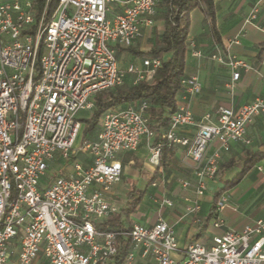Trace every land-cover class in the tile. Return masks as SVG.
<instances>
[{"label": "built area", "instance_id": "obj_1", "mask_svg": "<svg viewBox=\"0 0 264 264\" xmlns=\"http://www.w3.org/2000/svg\"><path fill=\"white\" fill-rule=\"evenodd\" d=\"M161 0H59L45 21L48 0H0V264H264V217L239 230L226 229L208 244L197 241L180 248L173 225L158 216L153 224L133 223L118 231L96 226L120 211L108 195L122 177L121 153H133L141 141L155 138L150 103L141 100L109 108L100 118L93 140L80 141V111H92L96 95L122 86L127 74L133 85L150 80L161 60L146 58L141 66L119 68L115 45L130 47L151 26ZM115 8L118 13L112 14ZM253 10L244 20L252 25ZM210 58L231 72L233 90L240 70L251 71L230 49ZM193 57H201L187 41ZM39 75L36 77V64ZM264 81V76H262ZM201 91L196 76H183L176 110L158 141L148 146V164L158 168L161 149L179 145L192 163L194 182H181L202 196L218 174L222 151L232 143L250 145L247 125L264 114L257 98L237 110L220 107L194 120L189 101ZM193 126L192 138L178 135ZM78 144V145H77ZM215 145L211 155L208 150ZM90 158L88 166L77 156ZM71 162L69 176L48 174L55 161ZM168 198L159 208L172 207ZM227 198L221 195L212 226ZM197 205L187 208L189 213ZM128 243L118 261V246Z\"/></svg>", "mask_w": 264, "mask_h": 264}, {"label": "crops", "instance_id": "obj_2", "mask_svg": "<svg viewBox=\"0 0 264 264\" xmlns=\"http://www.w3.org/2000/svg\"><path fill=\"white\" fill-rule=\"evenodd\" d=\"M213 1L220 42L214 40L210 27L199 9L192 10L189 16V33L186 45L187 41H193L195 48L201 53V57H193L186 46L184 76H196L201 83V91L189 101V107L196 121H199L206 113H211L214 116L220 107L237 110L246 104L252 103L257 98L264 100V81L262 79V76H264V50L261 48L264 45V0ZM161 2L157 6V8L160 6V9H156L152 18V25L143 26L141 38L130 46L133 50L138 52L149 51L162 35L165 8ZM253 10L256 11V18L253 20L252 25L244 26L245 18ZM118 12L119 9L115 8L112 14ZM236 36L239 39V44L233 45L230 50L239 59L249 64L252 70L248 72L240 70V77L235 82L233 90L230 91L226 87L231 79L230 70L210 57L213 54L225 53L228 41ZM126 48L115 45L117 59L118 55L122 53L129 56L125 61V67L119 65V68L125 70L129 65L141 66L142 61L146 58L137 57L125 51ZM135 77L133 74H127L125 80L129 78L131 85H133ZM91 113L92 111L90 115ZM78 120L82 125L79 138L82 141L84 123L82 122L83 119L78 118ZM246 131L251 141L250 145L245 146L235 142L231 144L228 152L222 151L218 160L219 169L216 178L207 184L204 194L198 197L195 196L191 188L186 190L180 188L170 192V188L173 189L170 185V179H168L170 170L187 167L188 172H190L188 181L193 183L195 179L193 165L186 158L183 147L175 145L170 149L171 152L166 158V167L158 171L157 168L151 167L147 161L149 156L148 146L155 143L156 137L149 141L143 139L136 152L121 153L118 158L122 164L123 173L120 181L116 184L128 189L126 194L137 187L138 184H141L144 191L141 202L134 213L130 215L131 224L122 221V229L128 228L133 223L150 225L156 221L158 216H161L168 224L173 225L178 245L183 248L193 241L208 244L213 236L222 234L226 229L239 230L253 220L264 217V159H262L244 175L235 187L222 193L227 198V205L218 214V217L223 220L224 226L221 228L212 226L214 218L211 210L214 196L223 189L226 181L231 180L241 170L247 152L251 154L264 152V114L255 117L247 125ZM97 132L98 127L88 139H95ZM194 132L195 128L193 126L183 127L178 135L184 138H192ZM215 149V145L211 146L208 155H211ZM77 159L84 166L90 164V158L85 154H79ZM55 162L59 166L57 175L69 176L72 174L71 162L61 160ZM125 164L133 166L136 174H127L124 171ZM144 168L149 171L150 178L147 185H143L141 179ZM128 180L130 183L127 182ZM148 187L151 188L150 195L147 202L143 203ZM118 196V193L111 188L108 198L111 202L117 204L121 211L126 203L123 204L124 207L122 208V204L118 203ZM162 198L170 199L173 202L172 207L159 208V201ZM194 205H197L198 209L189 213L187 208ZM119 212L113 215H117ZM108 218L101 223L107 221ZM140 264H151V262Z\"/></svg>", "mask_w": 264, "mask_h": 264}, {"label": "trees", "instance_id": "obj_3", "mask_svg": "<svg viewBox=\"0 0 264 264\" xmlns=\"http://www.w3.org/2000/svg\"><path fill=\"white\" fill-rule=\"evenodd\" d=\"M59 0H48L45 21H49L54 13ZM40 5L44 0H38ZM164 13V30L156 40L155 45L147 52H138L130 47L125 51L141 58H157L161 60L158 68L150 80H142L128 87H116L113 90L102 92L94 99L95 107L89 118L83 119V140H88L93 131L98 127L100 118L109 108L148 100L150 103L149 117L151 128L156 135L155 143L159 135L164 132L169 124V115L176 110L177 98L181 90V78L184 76L186 59V40L189 33V16L192 10L199 9L207 21L212 36L216 42H220L216 28V9L213 0H162ZM264 50V45L261 47ZM39 75V64H36V77ZM170 149L162 148L157 171L166 167V158ZM244 165L231 180L224 183L213 200L214 211L217 200L222 193L235 187L244 175L260 160L264 159V152H247ZM157 175V173H155ZM143 190L131 189L127 194L125 207L117 215L110 216L107 221L96 228L100 231L112 232L122 229V221L131 224L130 215L142 200ZM128 243L118 246L117 260L119 261L127 252Z\"/></svg>", "mask_w": 264, "mask_h": 264}, {"label": "rangeland", "instance_id": "obj_4", "mask_svg": "<svg viewBox=\"0 0 264 264\" xmlns=\"http://www.w3.org/2000/svg\"><path fill=\"white\" fill-rule=\"evenodd\" d=\"M158 8L160 9V6ZM127 58H129V56H127L124 53L118 55L119 65L121 67H125V64H126L125 61L127 60ZM130 85H131L130 79L127 78L121 87L122 88L123 87H128ZM90 112L89 111H80L77 114V117L79 119H85V118H87V117L90 116ZM79 143H81V140L79 141ZM169 167H171V166H169ZM58 168H59V166L57 165V163L56 162H52L51 165H50L48 174L51 175V176H57ZM175 169H173V171H171V170L169 171L168 170L169 171L168 179H170V185H171V187H173V189L170 188V192H173L174 190H179L181 188V182L182 181H185V180H188V178L190 177V172H188L187 167H182L180 169L179 168H175ZM124 171L127 174H132V175H135L136 174V172H134V167L133 166H130L128 164H125ZM149 178H150L149 177V171H148V169L144 168V171L141 174V179L143 181V185H147L148 184ZM127 182L130 183L129 180ZM123 187L124 186H121L120 184H114L112 186V189L115 192H117L118 195H119L118 196L119 197L118 203H121L122 204V208L124 207L123 204H125L127 202L126 190H128V189L123 188ZM150 189L151 188L148 187V189L146 191V196H145V198H143V203L147 202V200L149 198V195H150ZM135 190L136 191L143 190V187L141 186V184H138V186L135 187Z\"/></svg>", "mask_w": 264, "mask_h": 264}]
</instances>
